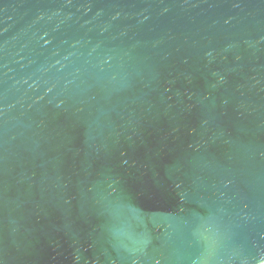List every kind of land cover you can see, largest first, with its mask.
Segmentation results:
<instances>
[{
	"label": "water",
	"instance_id": "95a60500",
	"mask_svg": "<svg viewBox=\"0 0 264 264\" xmlns=\"http://www.w3.org/2000/svg\"><path fill=\"white\" fill-rule=\"evenodd\" d=\"M0 264H264V0H0Z\"/></svg>",
	"mask_w": 264,
	"mask_h": 264
}]
</instances>
